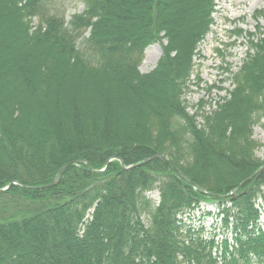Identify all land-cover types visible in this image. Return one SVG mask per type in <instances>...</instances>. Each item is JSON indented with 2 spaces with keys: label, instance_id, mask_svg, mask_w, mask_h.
<instances>
[{
  "label": "trees",
  "instance_id": "obj_1",
  "mask_svg": "<svg viewBox=\"0 0 264 264\" xmlns=\"http://www.w3.org/2000/svg\"><path fill=\"white\" fill-rule=\"evenodd\" d=\"M83 1L67 22L0 0V264H264V26L201 125L184 97L216 0ZM205 204L233 245L185 220Z\"/></svg>",
  "mask_w": 264,
  "mask_h": 264
},
{
  "label": "rangeland",
  "instance_id": "obj_2",
  "mask_svg": "<svg viewBox=\"0 0 264 264\" xmlns=\"http://www.w3.org/2000/svg\"><path fill=\"white\" fill-rule=\"evenodd\" d=\"M48 4L51 10L64 16L67 22L75 14H81L85 10L83 0H48ZM215 4L214 26L198 48L193 74L184 97L189 114H199L198 121L201 125L205 123L206 117L213 115L219 110L220 104L229 99L228 91L234 88L233 73L240 70L243 60L250 53V37L257 34L259 26H264V0H216ZM166 45L167 41L164 40L146 49L139 68L142 75H148L156 68ZM252 130L253 139L260 144L256 155L264 162V113L259 115ZM10 187L2 191L5 192ZM151 199L157 206L160 196L154 192ZM256 206L262 214L261 224L264 227V197L257 201ZM185 218L186 221L190 220V224L193 222L199 228L204 227L209 238L215 236L216 229L223 231L222 217L218 216L217 208L211 205H201Z\"/></svg>",
  "mask_w": 264,
  "mask_h": 264
},
{
  "label": "water",
  "instance_id": "obj_3",
  "mask_svg": "<svg viewBox=\"0 0 264 264\" xmlns=\"http://www.w3.org/2000/svg\"><path fill=\"white\" fill-rule=\"evenodd\" d=\"M160 156H157L156 158H159ZM70 165H72V164H70ZM69 166V165H68ZM68 166H66L65 168H63L62 169V173H64V171H65V169L68 167ZM176 171H177V173L183 178V179H185L187 182H189L190 183V185L191 186H193L196 190H198L199 192H204L203 191V189L202 188H200V187H198V186H196L195 184H193L185 175H183L182 173H181V171H179L178 169H176ZM262 171H264V167L263 168H261L259 171H258V175H260V173L262 172ZM103 172V171H102ZM58 178L55 180V182L50 186V187H53V186H55V185H57V183H58Z\"/></svg>",
  "mask_w": 264,
  "mask_h": 264
},
{
  "label": "bare ground",
  "instance_id": "obj_4",
  "mask_svg": "<svg viewBox=\"0 0 264 264\" xmlns=\"http://www.w3.org/2000/svg\"><path fill=\"white\" fill-rule=\"evenodd\" d=\"M193 187V186H192ZM194 188V187H193Z\"/></svg>",
  "mask_w": 264,
  "mask_h": 264
}]
</instances>
